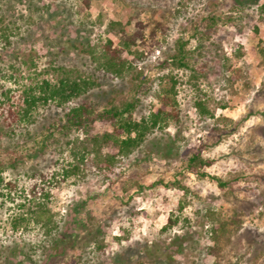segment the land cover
Returning <instances> with one entry per match:
<instances>
[{"label":"rangeland","instance_id":"obj_1","mask_svg":"<svg viewBox=\"0 0 264 264\" xmlns=\"http://www.w3.org/2000/svg\"><path fill=\"white\" fill-rule=\"evenodd\" d=\"M178 1L90 0L86 5L85 0H0L3 23L14 21L10 23L13 41L10 48H18L20 58L25 59L23 63L15 62L18 69L13 77L2 79L12 88V93L9 104L0 105V160L5 162L8 156L5 147L18 148L24 158L22 166L15 168L5 162L2 169L5 179L16 181L18 186L11 197L3 194L6 189H0V264H78L74 258L77 250L91 259L88 264H97L100 258L93 235L83 239L85 245L77 246L64 257L55 255L48 227L33 216L36 205L31 200L30 189L35 182H41V178L31 172L36 164L48 171V176L58 174V183L54 178L46 182L55 215L52 224L69 221L70 207L78 200H87L93 214L103 212L107 217L110 211L108 214L114 218L103 243L109 254L133 240L153 241L187 230L175 227L162 232L171 212H178L181 198L185 206L180 213L191 220L193 230L200 236V248L179 256L181 264H194V261L198 264H264V149H257L264 146V58L257 48L260 43L264 45V22L260 19L264 0L254 3L251 0H195L184 9L178 6ZM136 4L142 8L146 21L152 15V7L165 12V19L170 20L168 29L163 32L158 28L159 43L153 44L149 30H145L144 39L122 55L133 61L135 53L140 52L144 59L133 61V67L128 65L122 75L97 73L96 77L103 87L114 89L115 101L120 102L135 95L133 84L137 73L143 71L150 89L136 94L141 97V104L135 114L140 116L158 103L156 93L168 82L169 74L177 75L181 122L171 119L168 127L157 130L141 149L120 161L113 171L95 172L90 167L63 179V168L74 161L66 144L73 136L60 139L64 150L59 163L52 165L56 151L51 149L43 158L31 157L27 146L32 143L25 142L19 131L9 135L18 120L14 121L8 108L23 106L25 87L43 79L56 82L64 76L79 74L94 78V72L100 71L95 66L102 45L108 39L113 47L120 45L119 37L107 31L108 22L112 18L127 21L128 16L139 9ZM177 8L182 11L178 12ZM213 16L217 18L216 23L211 20ZM22 35L24 40H21ZM180 38L186 41L184 56L194 69L200 70L198 78L191 69L159 65V60L172 61L179 51ZM239 49L245 53L244 57H236ZM4 52L3 64H6L10 61V52ZM244 62L249 64L247 77L229 82L224 76L225 64H231L232 70L243 66ZM195 81L202 91L194 85ZM91 92L94 94V88ZM201 92L207 95L204 96L212 116L202 118L198 113L194 102ZM63 112L57 103H41L21 126L39 130L49 118ZM153 136L163 138L159 143L162 149H167L170 136L178 138V152L176 147L169 158L155 153L149 158L150 154H146ZM193 153H200L213 163L200 168L198 174L192 173L187 170V163ZM146 166L145 173L136 175ZM211 177L222 178L226 182L224 187ZM177 178L188 188L186 192L173 185ZM94 193L97 196L94 197ZM248 202L257 206L243 215L239 231L221 238V257L217 259L207 253L206 247L212 241L206 210H222L226 216L234 204L249 205ZM20 214L28 220L16 229L13 222ZM119 237L126 240L121 243Z\"/></svg>","mask_w":264,"mask_h":264},{"label":"trees","instance_id":"obj_2","mask_svg":"<svg viewBox=\"0 0 264 264\" xmlns=\"http://www.w3.org/2000/svg\"><path fill=\"white\" fill-rule=\"evenodd\" d=\"M193 1L195 0H180L178 1V6L184 9L187 4ZM258 1L251 0L253 3ZM89 2L90 0H85L86 5H89ZM136 7H139V9L134 15L128 16L127 21L122 22L117 18H112L108 22L107 31H111L119 37L120 45L113 47V42L110 39L102 45L103 50L99 52L97 66H95V69L101 72L95 71L94 78L79 74L75 77L64 76L56 82H52L50 79H43L34 86L25 87L22 95L23 106L13 108L10 105L8 108L9 115L14 118V121L18 120L9 135L19 131L25 142H31L32 145L27 146L31 151V157L40 155L43 158L46 151L51 149L56 151L52 165L59 163L64 150L60 139L63 136H73L66 144L71 149L74 161L69 162L70 165L63 168L61 172L63 179L72 174L77 175L84 168L90 167H93L95 172L96 170L103 173L113 171L120 161L129 158L136 149H141L157 130L168 127L171 119H175L176 123L181 122L177 89L179 79L177 75L169 74L168 82L162 85L159 93H156L158 103L153 104L148 112L142 113L140 116L135 114L141 104V97L136 94L143 89H150L147 86L150 82L143 77V71L136 75L137 81L133 84L135 95L120 102L115 101L114 89L103 87L98 77H96L97 73L107 76L122 75L128 69V65L133 67V61L138 62L144 59L143 54L136 52L132 58L133 61H130L122 57L124 51L132 50L133 46L142 41L145 30H149L151 44H153L159 43L156 39L158 28L162 29L163 32L168 29L170 20L165 19V12H159L158 9L152 7V15L146 21L142 17V8L139 5ZM177 11L181 12L182 10L177 8ZM156 15H160V18ZM260 19L264 22V3L260 8ZM211 20L216 23V16H213ZM3 21L4 17L2 16L0 18V45H3V48L0 49V105L9 104L12 93V88L6 86L2 79L13 77L14 72L18 69L15 66V62H25L24 58H20L21 54L18 48L13 46L10 48L13 45L10 23H14V21H9L6 24ZM132 25L133 28H130ZM197 27L198 25L195 24V31L198 30ZM203 36L201 35L200 37ZM24 39L25 37L22 35L21 40ZM178 44L180 45L179 51L173 56L172 61L168 59L159 60V65L163 68L182 67L191 69L194 77L198 78L197 72L200 70L194 69L193 65L184 56L186 53L184 49L186 41L180 38ZM8 48L10 49L8 50ZM257 48L264 58V45L260 43ZM4 51L10 52V61L6 64H3L5 61ZM235 55L236 57H244L245 53L239 49ZM248 70L249 64L247 62H244L243 66L232 70L231 64L226 63L224 76L229 82L234 83L239 78H246ZM246 83L248 84L247 81ZM194 85L198 88L197 81L194 82ZM93 88L94 94L91 92ZM198 89L199 92L202 91V88ZM204 95L205 93L201 92L194 102L202 118L213 115L207 106L205 97L207 95ZM76 99V103L72 104ZM41 103H57L64 110V114L49 118L47 124L42 125L39 130H31L27 125L21 126V122L25 121V118L30 115L32 110ZM162 140L163 138H158L157 136L151 138L152 146L146 154H150L149 158H152L153 153L169 158L176 147L178 152V138L170 136L167 142V149H162L159 145ZM15 145L18 147L17 142ZM19 147L23 146L19 145ZM259 148L264 149V146H260L257 149L259 150ZM5 152L8 155L5 160L7 164L15 168L22 166L24 156H22L18 148L5 147ZM149 158L147 156V159ZM5 162L0 160V189H6L3 194L11 197V192L17 191L18 185L16 181H7L3 176L2 169ZM212 163L213 160L205 158L202 154L193 153L188 158L187 170L198 174L200 173V168L209 166ZM147 167L136 175L145 173ZM31 172H33L32 175L35 177L39 176L41 178V182H35L30 189L31 200L36 205L33 216L42 225L44 224L45 227H48L52 248L56 251L55 255L59 257H64L69 251L75 250L79 245L80 247L82 244L85 245L83 239L88 235L94 236L95 248L100 253V258H97V264H107L108 262L111 264H181L182 262L178 260L179 256H183L188 250L196 251L200 248V236L196 230H193L191 220L180 213L185 206L184 200L180 198L178 201V212H171L167 224L162 228V232L172 231L175 227L187 230L172 232L167 238H158V240L153 241L133 240L128 242V244H122L121 248L113 250L109 254L106 252L103 243L114 218L112 214H108L110 211L107 212V217L103 212H94L93 214L92 210L87 207V200H78L70 207L69 221L65 220V224L61 221L52 224L55 215L50 207L51 193L46 182L49 178H54L56 183H58V174L48 176V171L39 168L37 164L36 168L31 170ZM211 178L216 179L220 187H224L226 182L222 178ZM173 185L184 190V192L188 190L179 178L174 181ZM95 196L97 194L94 193ZM248 203L249 205L234 204L226 216H224L222 210H206L209 217V239L212 241V244L206 247L207 253L215 255L217 259L221 257V251L223 250L221 238L228 233L232 234L239 231L244 222L243 215L247 211L252 212L257 206L253 202ZM27 220L28 218L25 215L20 214L15 218L13 227L17 229ZM122 237L118 238L121 243L126 240ZM124 237L128 238V236ZM74 258L78 264L91 262V259L85 258L80 250H77ZM194 264L198 263L194 261Z\"/></svg>","mask_w":264,"mask_h":264}]
</instances>
